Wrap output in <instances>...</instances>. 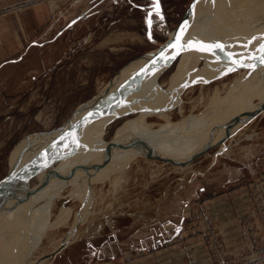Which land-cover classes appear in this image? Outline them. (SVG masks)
I'll return each mask as SVG.
<instances>
[{"label":"rangeland","instance_id":"374dc122","mask_svg":"<svg viewBox=\"0 0 264 264\" xmlns=\"http://www.w3.org/2000/svg\"><path fill=\"white\" fill-rule=\"evenodd\" d=\"M222 1L159 0L157 12L155 0H0V255L5 257L0 264H81L86 245H92L95 254L101 250L111 255L109 264H172L174 251L165 245L171 240H178L175 250L182 254L194 244L210 264H217L206 221L228 257L252 247L247 244L253 236L248 238L243 230L242 248L226 247L219 226L243 228L246 217H241L264 198V52L251 55L254 62L248 69L236 66L200 82L177 77L185 66L187 77L193 64L197 69L205 64L208 71L205 59L169 47L177 35L184 34V39L209 32L201 28L213 27V8ZM200 6L206 11L193 19V9ZM229 11L230 6L225 13ZM255 37L264 39V34ZM147 70L157 80L144 95L160 96L162 105L156 98V108L165 106L166 114L149 115L146 121L156 129L168 125L171 130L160 129L147 139H138L146 133L136 131L124 141L119 133L135 128L142 114L140 108L123 111L118 103H126L122 99L145 79L141 75ZM235 92L246 95L241 98ZM216 97L218 104L210 100ZM192 117L217 122L213 126L209 120L207 132L177 129ZM76 128L83 132L73 142L82 148L66 165L63 157L75 146L70 139ZM65 140L70 144L62 148ZM132 142H141L137 151ZM155 145L156 151L149 149ZM163 148L168 151H160ZM89 155L97 158L90 169L82 168L88 161L81 169L73 168L71 162ZM55 182L60 187L52 188ZM41 185L44 192L39 194ZM32 192L37 198H31ZM26 194L25 219L14 226L16 199ZM221 199L227 200L225 220H218ZM48 200L47 223L38 229L37 218L28 219L30 208ZM260 216L250 220L252 234L256 223L264 230Z\"/></svg>","mask_w":264,"mask_h":264},{"label":"bare ground","instance_id":"6f19581e","mask_svg":"<svg viewBox=\"0 0 264 264\" xmlns=\"http://www.w3.org/2000/svg\"><path fill=\"white\" fill-rule=\"evenodd\" d=\"M230 6V11H229V13L228 14H226L225 13V10L228 8ZM193 8V7H192ZM216 12H215V22L216 23H212L211 21H210V23L213 25V27L211 26V25H208V24H206V25H203L202 26V28H201V30L204 32V30H205V28L206 29H210V31L209 32H207L205 35L203 34V33H201V36L199 35V33H200V31L199 32H195L194 33V35L193 36H191L190 38H189V36L187 37V36H185V38L184 39H182V37H183V35H181V37H180V40H179V42H178V45H188V43L190 42V41H192V42H197V41H199V42H201V43H203V44H205V45H215V44H220L222 47L221 48H213V49H211L210 51H197V50H194L193 48H185L183 51H184V55H189L191 58H201V57H203L205 60L204 61H206V63H207V69H208V71H206V69L205 68H203L204 66H206L205 64L204 65H202L203 67L201 68V69H197L196 67V70H193V66L195 65V64H193V65H191V66H188L189 67V72H190V74H188L187 75V77L186 76H184V72H185V69H186V67L187 66H185L183 69L181 68V70H179V73H178V77L177 78H179V77H181V79L182 80H185L186 79V81H188V80H191L192 81V79L195 81V80H200V82H206L207 81V79L209 78V75L211 76H215V77H218L221 73H219V71L221 72L222 70H225V69H231V71H232V69H234L236 66H240V65H243V67H245V68H249V66H250V64L252 63V62H254V57L253 56H251L252 54H260V52H256V51H258L259 49H260V46L262 45V44H264V41H262V40H264V39H261V38H257V37H255V35H260V36H262L263 34H264V0H223L222 2H221V4H219V5H215L214 6V8H213ZM195 10V12H197L194 16L192 15V17H193V19H194V17L195 16H199V18L202 16V14L206 11V10H203L202 9V7L200 6V7H196V9L194 8L193 9V11ZM202 12V13H201ZM193 13V12H192ZM199 14V15H198ZM191 16V15H190ZM189 16V17H190ZM204 23V22H203ZM191 27V26H190ZM189 27V28H190ZM188 28V27H187ZM187 30H189V29H187ZM186 30V31H187ZM194 32V31H193ZM236 33H238V34H236ZM239 33L240 34H242V35H239ZM224 34H226V36H222V35H224ZM172 43V42H171ZM170 43V44H171ZM177 43V42H176ZM169 44V43H168ZM169 44V45H170ZM167 46V45H166ZM177 47H179V46H177ZM172 48V47H171ZM237 61V63H233V61ZM240 63H242V64H240ZM260 65H262V64H260ZM183 66V65H182ZM181 67V66H180ZM194 68V69H195ZM256 69L257 68H259V67H255ZM145 69V68H144ZM154 68H152V70H153ZM254 69V68H253ZM260 69V68H259ZM187 70V69H186ZM210 70H213V72L212 71H210ZM252 70V69H251ZM253 71V70H252ZM251 71V72H252ZM257 71V70H256ZM262 71V70H261ZM261 71H259L258 73H260ZM188 72V73H189ZM210 72H212V73H210ZM250 72V73H251ZM147 73H148V70L144 73V74H142L141 76L143 77V78H145L143 81H141L140 83H138L137 85H133V87H132V89L131 90H129V92L126 94V97L124 98V99H122V101H125L126 103H118L119 104V106H121L122 107V110L123 111H127V110H132V109H135V108H140V114H142L141 116H140V118H138V120H139V123L136 125V127L135 128H133V127H131V126H129V127H127L124 131L122 130L120 133H119V137L120 138H122V139H124V141H127L129 138H130V136L134 133V132H136V131H139V132H143V131H145V133H146V137H140V138H138V139H147V138H149V137H151V136H154L155 134H156V131H158V130H160V129H163V130H165V131H170L171 129L170 128H168V125H165L163 128H155V127H153L152 125H151V123L150 124H148L147 123V121H146V117L147 116H149V115H155L156 116V114L159 116V117H161V116H164L166 113L164 112V114H162V109L165 107V106H163V108L161 107V109L159 108H156V106L158 105H156V101H158V100H156V98H158L159 99V97H156L155 96V98H152L153 99V101H150V99L151 98H146V95H144L145 94V92H148V91H152L154 88H153V84L156 82V80H157V76H153V74H150V75H147ZM176 73V74H177ZM250 73H249V76H251L252 75V73H251V75H250ZM258 73H257V76H258ZM256 74V73H255ZM261 74V73H260ZM263 74H264V70H263ZM263 74H261V75H263ZM174 75V74H173ZM218 75V76H217ZM248 76V75H247ZM248 76V77H249ZM256 76V79H258V77ZM260 76V75H259ZM174 78L173 80L175 81L177 78ZM248 77L246 78V79H248ZM260 77H262V76H260ZM263 77H264V75H263ZM155 78H156V80H155ZM244 78V77H243ZM251 78L252 77H250V79H248L247 81H250L251 82ZM210 79V78H209ZM253 79H254V77L252 78V81H253ZM255 79V80H256ZM262 79V78H261ZM260 79V80H261ZM264 79V78H263ZM172 80V79H171ZM170 80V81H171ZM172 80V81H173ZM177 80H180V79H177ZM181 80V81H182ZM202 80V81H201ZM204 80V81H203ZM238 80V79H237ZM243 80V79H242ZM259 80V79H258ZM244 81H245V79H244ZM243 81V82H244ZM179 82V81H178ZM184 82V81H183ZM246 82V81H245ZM249 82V83H250ZM254 82V81H253ZM252 82V83H253ZM256 82V81H255ZM254 82V83H255ZM176 83H177V81L175 82V85H176ZM185 83V82H184ZM183 83V84H184ZM188 83V82H187ZM247 83V82H246ZM172 84L174 85V83L172 82ZM172 84H170L171 86H173ZM178 84V83H177ZM182 84V85H183ZM189 84V83H188ZM245 84V83H244ZM244 84H243V88H244ZM251 84V83H250ZM174 85V87H176ZM181 85V84H180ZM181 85V86H182ZM235 85V84H234ZM246 86H247V84H245ZM178 86V85H177ZM246 86H245V88H246ZM249 86V85H248ZM251 86V85H250ZM233 87V86H232ZM239 87H241L242 88V86H239ZM169 88V87H168ZM168 88H167V90H168ZM173 88V87H172ZM178 88V87H177ZM234 88V87H233ZM233 88H231V91H232V89ZM235 88H237L238 89V87L236 86ZM240 88V89H241ZM242 88V89H243ZM244 88V89H245ZM181 89V88H180ZM172 90V89H171ZM247 90V89H246ZM175 92H178L177 91V89L176 90H174ZM242 91V90H241ZM127 92V91H126ZM168 92V91H167ZM171 92V91H170ZM173 92V91H172ZM175 92H173V93H175ZM229 92V91H228ZM240 92V91H239ZM161 93H163V92H161ZM173 93H171V94H173ZM180 93V92H179ZM178 93V94H179ZM235 93H237L238 94V92H235ZM246 93V92H245ZM237 94H235V95H237ZM240 94H241V92H240ZM165 95H170V94H166L165 93ZM229 95H231V94H229ZM232 95H233V93H232ZM246 95V94H245ZM245 95H243L242 94V97L243 96H245ZM171 96V95H170ZM225 96V95H224ZM227 96V95H226ZM238 96H240L239 94H238ZM247 96H249V94L247 95ZM246 96V97H247ZM252 95H250V97H251ZM229 97V96H228ZM241 97V96H240ZM241 97V98H242ZM246 97H244V100L246 99ZM145 98V99H144ZM161 98V97H160ZM163 98H165V97H163ZM227 98V97H226ZM241 98H240V100H241ZM151 99V100H152ZM162 99V98H161ZM225 99V98H224ZM224 99H222L221 98V100H224ZM230 99V101L233 99H237V97H235V98H229ZM248 99V98H247ZM163 100V99H162ZM210 100H214L213 101V103H219V100H220V98H217L216 97V99H210ZM208 101V102H212V101ZM232 100V101H233ZM238 100H239V97H238ZM243 100V101H244ZM160 99H159V104H160ZM226 101V100H225ZM229 101V102H230ZM242 101V102H243ZM246 101V100H245ZM223 102V101H222ZM221 102V103H222ZM228 102V103H229ZM240 102V101H239ZM238 102V103H239ZM220 103V104H221ZM224 103V102H223ZM241 103V102H240ZM244 103V102H243ZM125 104H127V106L125 105ZM216 104V105H217ZM232 104H234V103H232ZM160 105H162V104H160ZM163 105H165V104H163ZM213 104L211 103V105H209V106H212ZM216 105H213L214 107H217ZM242 105H244V104H242ZM226 106V105H225ZM245 106V105H244ZM243 106V107H244ZM212 108V107H211ZM221 108V107H220ZM210 109V108H209ZM216 109H218V108H215V110ZM221 110V109H220ZM224 110V109H223ZM222 111V110H221ZM220 112V111H219ZM226 113H227V110L225 111ZM213 113H216V111L215 112H213ZM221 113H224V112H221ZM222 117H220V119L222 118H224L225 116L224 115H221ZM166 117H167V115H166ZM225 119V118H224ZM168 120V119H167ZM197 120H200V121H195V117H192V120L189 122V121H186V120H184V122L185 123H188L186 126L185 125H182V127L181 128H177L178 130L179 129H193V130H203L204 128H206L205 126H208V123L210 122V121H212V124L214 123L213 121H216L217 122V119L216 118H212L211 120L208 118L207 120H204V118H199V119H197ZM204 120V121H203ZM210 120V121H209ZM209 121V122H208ZM215 122V123H216ZM226 122V121H225ZM214 123V124H215ZM219 123H221V121L219 122ZM210 124V123H209ZM214 124H213V126H214ZM218 124V123H217ZM223 125V124H222ZM212 126V127H213ZM208 128H209V126H208ZM207 129V128H206ZM76 130L77 131H75L74 132V135L71 133V135L69 134V136H67V138H71V136L72 137H74L73 138V140H71L70 139V142H73V141H76L77 139H79L80 138V133L81 132H83V129L82 128H76ZM196 130V131H197ZM191 132H193L192 130H190ZM208 131V129L207 130H205L204 132H207ZM165 133V132H164ZM121 139V140H122ZM137 140V139H136ZM69 141V140H68ZM68 141H64V142H67V144H64V145H62V148H65V147H67L68 146V143L70 144V142H68ZM171 141V140H170ZM143 142V141H142ZM167 142H169V141H167ZM73 143H75V146L73 147V148H70V149H68L66 152H65V154H64V160H68V161H65L66 162V165H67V163H69L70 162V158H74V157H77L78 156V154H79V150L82 148V144H78V142H73ZM141 142H132L131 143V147L133 148V151H137V149H138V145L140 144ZM165 145H171V144H173V143H164ZM149 149L150 150H152V151H156V145L155 146H153V147H149ZM160 151H168L167 149H165V148H163V149H160ZM153 153V152H152ZM130 156H132L131 154H130ZM134 157V156H133ZM84 158H86L85 160H84ZM63 160V159H62ZM64 160H63V163H64ZM97 160V158H92V156H90L89 155V157H84V156H82V157H80L79 156V158H78V160L76 159V161H74V162H71V164H73L72 166H73V168L75 169V168H80V167H82V166H84V165H88V166H85V167H82V168H87V169H90L91 168V166H92V164H94V162ZM47 161V160H46ZM86 161H88V163L87 164H83V162H86ZM121 162H123V158H122V160H121ZM42 164H44V163H42ZM83 164V165H82ZM65 165V167L63 168V169H68V167ZM82 165V166H81ZM50 166V165H49ZM64 166V165H63ZM62 166V167H63ZM42 167V166H41ZM62 167H61V169H62ZM45 168V167H44ZM60 169V170H61ZM65 169V170H66ZM81 169V168H80ZM87 169H86V171H87ZM51 170V169H50ZM78 170V169H77ZM38 171V170H37ZM40 171V170H39ZM79 172V171H78ZM77 172V173H78ZM76 173V174H77ZM113 173V172H112ZM76 174H73V175H76ZM42 175H44V172L43 171H40V176L43 178V176ZM48 175V174H47ZM69 175V174H68ZM77 176V175H76ZM50 177V176H49ZM73 177V176H72ZM66 178V177H65ZM77 178H78V176H77ZM41 179V178H40ZM39 179V180H40ZM47 179H48V177H47ZM64 179V178H63ZM71 179V178H70ZM75 179V178H74ZM74 179H72V180H74ZM67 180V179H66ZM51 181H52V179H51ZM51 181L49 182V184H48V186L47 187H49L50 186V183H51ZM57 181V180H56ZM61 181H62V179H61ZM75 181V180H74ZM91 181V180H90ZM53 182V181H52ZM82 182H83V180H82ZM86 182V181H85ZM84 182V183H85ZM58 183H60V182H58ZM65 183V182H64ZM117 183L118 182H115V186H117ZM47 184V183H46ZM57 184V182H55L53 185H52V188L54 187V185H56ZM60 185V184H59ZM42 186V185H41ZM41 186H39L38 187V192H39V194L43 191L44 192V190H42V188H43V186L41 187ZM57 186H58V184H57ZM58 187H60V186H58ZM64 188V187H63ZM62 188V189H63ZM59 189V188H58ZM37 191V190H36ZM54 191V190H53ZM34 192H35V190H34ZM34 192H32L33 193V195L31 196V198L32 199H35V198H37V196L39 195V194H37V193H34ZM50 192V191H49ZM54 192H56V190L54 191ZM58 192V191H57ZM48 195V194H47ZM46 196V195H45ZM40 197V196H39ZM38 197V198H39ZM28 195L26 194L23 198L22 197H20V195H19V197L16 199L17 201H16V209L14 210V212L13 213H15V214H13V213H11V209L9 210L10 211V214L12 215H14V217H13V219H14V221H13V223L12 224H14V226H15V224H19V222H22L24 219H25V214H24V209L23 208H25L24 207V204H26L25 203V201L27 200L28 201ZM40 198H42V196L40 197ZM29 200H30V198H29ZM42 200V199H41ZM26 201V202H27ZM37 201H38V199H37ZM46 201V200H45ZM31 202V201H30ZM40 202H42V201H40ZM39 202V203H40ZM29 203V202H28ZM27 203V204H28ZM33 203H34V200H33ZM38 203V202H37ZM37 203L35 202L34 203V206L35 205H37ZM31 207H32V204H31ZM27 208H29V207H27ZM31 210H33V212L30 214V217H28V219L32 222L33 220H32V218H37V225L38 226H36L37 228L38 227H42L41 225H43L44 223H45V220H46V217L45 216H47L46 214L48 213V215H49V212H50V209H51V202L48 200V203H44V204H41V205H38V206H36L34 209H32V208H30ZM30 209H29V211H30ZM12 211H13V209H12ZM26 211H28V210H26ZM7 213V212H6ZM5 213V214H6ZM26 213V212H25ZM12 215V216H13ZM5 216V215H4ZM9 218H10V216H9ZM27 219V218H26ZM48 219V218H47ZM29 221V223H31ZM36 222V221H35ZM34 223V222H33ZM32 223V224H33ZM47 223V222H46ZM45 223V224H46ZM28 224V223H27ZM30 226H31V224H29ZM28 225V226H29ZM17 226V225H16ZM26 226V225H25ZM21 228V227H20ZM24 228V227H23ZM28 229H29V227H27ZM28 229H25L26 230V232H27V230ZM39 229V228H38ZM13 230V229H12ZM16 231H17V229H16ZM15 231V233L17 234V232ZM20 231H21V229H20ZM13 232H14V230H13ZM19 232V231H18ZM24 233V232H23ZM13 234V233H12ZM22 234V233H21ZM26 235H27V233H25ZM33 234V233H32ZM19 235H20V232H19ZM19 235H17V238H19L18 236ZM25 235V236H26ZM10 236H11V234H10ZM10 236H8V237H10ZM16 236V235H15ZM25 236L24 237H22L23 239L25 238ZM13 237H14V235H13ZM21 237V236H20ZM15 238V237H14ZM14 238H12L11 237V239L14 241L15 239ZM31 238V237H30ZM9 239V238H8ZM10 239V240H11ZM21 239V238H20ZM18 240V239H17ZM9 241V240H8ZM8 241L6 242V243H8ZM16 242V241H15ZM23 242V241H22ZM22 242H20V243H22ZM14 243V242H13ZM12 243V244H13ZM11 244V245H12ZM24 244V243H23ZM22 244V245H23ZM8 245V244H7ZM15 245V244H14ZM17 247H18V245H16ZM16 246H14L15 248H17ZM20 246V245H19ZM13 247V246H12ZM12 247H10V248H12ZM1 249V248H0ZM23 249V248H22ZM15 250V249H14ZM18 250H19V247H18ZM16 251V250H15ZM15 251L13 252V256H15L14 255V253H15ZM20 251H21V249H20ZM23 251V250H22ZM19 252V251H18ZM17 252V253H18ZM3 253V252H2ZM9 255H10V253H9ZM1 256V255H0ZM4 256H6V255H4ZM11 257H13L12 255H10ZM9 256V257H10ZM7 258V257H6ZM3 260H5V257L2 259V256H1V258H0V261H3ZM11 260V259H10ZM10 262V261H9ZM9 262H6L5 261V263L6 264H9ZM12 263V262H11ZM1 264H3V263H1Z\"/></svg>","mask_w":264,"mask_h":264},{"label":"crops","instance_id":"0c3cea01","mask_svg":"<svg viewBox=\"0 0 264 264\" xmlns=\"http://www.w3.org/2000/svg\"><path fill=\"white\" fill-rule=\"evenodd\" d=\"M217 205L219 207L218 210V220H221L224 218H227L228 214L226 212V208L227 206V200L225 199H221L217 201ZM222 210V213H220ZM224 211L226 213H224ZM221 227V228H220ZM230 227V226H227ZM220 229H222V237L224 238V241H227L226 247L228 248H233L234 249H238V248H242V243L244 242H240V240L242 239V237L240 236V225L237 227H233V228H226L225 226H219V232ZM239 229V230H238ZM259 234V236H257ZM260 236H264V230L263 227H261L259 224L257 225L256 223V230L253 233V241L248 240V246L256 245V241L258 239H260ZM178 240H171L169 243L165 244L168 245V248L173 250L174 252L171 253V258H170V263L172 264H210L209 263V257L207 256V254L205 253H201L199 250L197 251L196 249H194L193 245L191 244L190 247L185 248L188 250V253L186 254H182V250L178 249L175 250L176 248H179V245L176 244ZM170 245V246H169ZM174 248V249H173ZM86 256L85 258H81L80 262H82L81 264H109L110 261L112 260V256L111 255H107V252L102 253L101 250H99L96 254L94 253V249L92 247V245H86ZM169 256V257H170ZM210 256V255H209ZM111 257V258H110Z\"/></svg>","mask_w":264,"mask_h":264},{"label":"built area","instance_id":"2783aa9c","mask_svg":"<svg viewBox=\"0 0 264 264\" xmlns=\"http://www.w3.org/2000/svg\"><path fill=\"white\" fill-rule=\"evenodd\" d=\"M257 207L259 208L257 209ZM258 214L261 215L260 217L264 223V198L262 196L259 198L257 203H255L253 208L248 209L244 215L242 214L243 216L241 215V220L244 216L246 219L242 220L244 226L243 228L240 227V230H243V232L248 235V238H252L253 236L251 232L253 226L250 223V220L259 216ZM205 229L208 241L211 239L214 240V247L212 251L213 256L217 259V264H264V238L261 245H252L251 248H248L246 252L241 253L238 257H228L226 252L218 243L214 227L209 224L208 221H206Z\"/></svg>","mask_w":264,"mask_h":264},{"label":"snow or ice","instance_id":"6c2138e0","mask_svg":"<svg viewBox=\"0 0 264 264\" xmlns=\"http://www.w3.org/2000/svg\"><path fill=\"white\" fill-rule=\"evenodd\" d=\"M157 12H158V5H157ZM149 16H151V13H149ZM161 19H162V17H161ZM149 24H151V20H149ZM149 38H151V36H149ZM179 40H180V36L177 35V37H176L177 43L171 44V45H169V47L175 48V47L179 46L181 48V50H184L185 48H193L194 50H197V51H210L213 48H221L222 47L220 44L205 45L199 41H197V42L190 41L188 43V45H186V46L185 45H178ZM259 51L264 52V44H262L260 46ZM161 57H163V52L161 53ZM174 58H175V56L167 57V59H174ZM153 63H155V61H153ZM233 63H237V61L234 60ZM232 70H234V69H232Z\"/></svg>","mask_w":264,"mask_h":264},{"label":"water","instance_id":"95a60500","mask_svg":"<svg viewBox=\"0 0 264 264\" xmlns=\"http://www.w3.org/2000/svg\"><path fill=\"white\" fill-rule=\"evenodd\" d=\"M155 6L157 7V5H158V7H160V3H159V0H155ZM160 16H162V13H160L159 14ZM149 28H150V24H149V26H148V30H149Z\"/></svg>","mask_w":264,"mask_h":264}]
</instances>
